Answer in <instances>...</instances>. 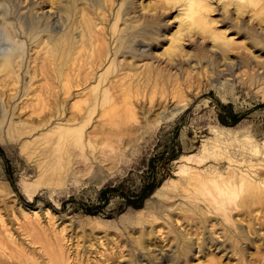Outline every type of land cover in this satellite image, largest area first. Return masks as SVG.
Returning <instances> with one entry per match:
<instances>
[{"label": "rangeland", "instance_id": "obj_1", "mask_svg": "<svg viewBox=\"0 0 264 264\" xmlns=\"http://www.w3.org/2000/svg\"><path fill=\"white\" fill-rule=\"evenodd\" d=\"M254 1L0 0V264H264Z\"/></svg>", "mask_w": 264, "mask_h": 264}, {"label": "bare ground", "instance_id": "obj_2", "mask_svg": "<svg viewBox=\"0 0 264 264\" xmlns=\"http://www.w3.org/2000/svg\"><path fill=\"white\" fill-rule=\"evenodd\" d=\"M233 1V3H236V4H238V5H242L240 2L241 1H243V0H235V2H234V0H232ZM245 1H247L249 4H252V3H255V1L254 0H245ZM204 0H189V4H188V6L187 7H185V10H184V12H185V15H186V20H188V22H193V23H195V24H197L199 27H200V29L202 30V31H208V23H207V21H204L202 18H203V15H202V10H204L203 8L205 7V5H204ZM231 2H229V3H227V5H229ZM240 3V4H239ZM239 11H242V7L241 6H238V8H237ZM207 23V24H206ZM53 25H54V27H56V28H58L59 27V19L56 17V16H54V18H53ZM136 28H134V31H136V30H139V29H144L145 28V25H136L135 26ZM253 30V27L251 26V28H250V31H252ZM241 31V29H240V27H238V33ZM249 31V32H250ZM250 34L252 35V36H254V34L253 33H251L250 32ZM126 37H130V35H129V33H127V35H126ZM263 39H264V35H263V37H262ZM219 48H220V52L221 53H225V54H227V55H229L228 54V52H227V49H232L233 47H231V42L230 41H228L227 42V44H226V46L225 47H221V46H219ZM1 50V49H0ZM235 68V66L234 65H231L230 64V66H227L226 67V72H224V75L225 76H232V73H233V69ZM223 75V74H222ZM245 143V142H244ZM244 145V144H243ZM217 147H219V145H218V143H217ZM244 146H242V148H243ZM222 149V148H221ZM249 148H247L246 150H244V148L241 150V154L242 155H244V156H246V158L248 159V158H250V157H253V155H256L257 154V150L256 149H254L253 147H252V149H250V150H248ZM215 150V149H214ZM231 150V149H230ZM225 152V151H224ZM230 152H232V151H230ZM227 153V152H226ZM260 153V152H259ZM232 154H233V152H232ZM231 154V155H232ZM229 157V156H228ZM230 158H231V156H230ZM229 158V159H230ZM233 158V157H232ZM228 159V160H229ZM232 160V159H231ZM252 160V159H251ZM250 160V161H251ZM233 161V160H232ZM235 161V160H234ZM246 166L249 168V170L251 171V176L252 177H255V176H258V174H257V172H255V169H254V165H252V164H248L247 163V161H246ZM254 166V167H253ZM257 170V169H256ZM260 170V169H259ZM260 177V176H259ZM211 180H216L215 178L213 179H211ZM243 180H245V178H244V175H242L241 173H236V177H228V178H226V179H224V180H222L221 182H219L217 185L219 186V188L221 187V185H225V191L228 189V188H230V186H233V187H235L237 184H239L240 185V183L243 181ZM220 181V180H219ZM255 186V184L253 185V187ZM248 196H249V200H251V202H250V210H252V205L254 204V202H255V199H256V196H257V192L253 189V188H249V194H248ZM221 202H222V200H221ZM242 212H244V211H242ZM176 223L178 224L179 223V221H176ZM242 237H245V236H243L242 235ZM188 243V242H187ZM160 260L162 259V260H165V257H167V256H169L170 255V253H167V252H164V249L163 248H161L160 249ZM258 260H259V258L258 257H256ZM159 260V261H160ZM169 260V259H168ZM167 261V260H166ZM261 263H264L263 261H260ZM165 263V262H164Z\"/></svg>", "mask_w": 264, "mask_h": 264}]
</instances>
